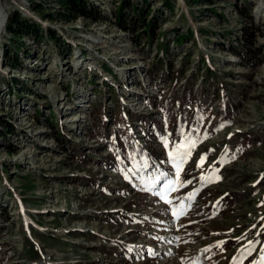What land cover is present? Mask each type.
<instances>
[{"label":"rangeland","instance_id":"374dc122","mask_svg":"<svg viewBox=\"0 0 264 264\" xmlns=\"http://www.w3.org/2000/svg\"><path fill=\"white\" fill-rule=\"evenodd\" d=\"M88 1L92 17L63 19L56 0H0V264H257L264 0H126L120 16L123 0ZM14 11L53 37L8 32ZM189 136L177 178L161 162ZM155 174L179 180L171 196L176 210L188 201L185 217L152 199Z\"/></svg>","mask_w":264,"mask_h":264},{"label":"trees","instance_id":"16d2710c","mask_svg":"<svg viewBox=\"0 0 264 264\" xmlns=\"http://www.w3.org/2000/svg\"><path fill=\"white\" fill-rule=\"evenodd\" d=\"M56 1L59 4V8H60L59 14H58V16L60 18L62 17L63 19H69V18L75 17L77 15L83 16V17H92L93 16L91 13V9H92L93 5H91V3H89L88 0H56ZM126 4H128V1L123 0L122 4L118 7L117 13L119 16L122 15V9L124 8V6H126ZM166 5L168 6L169 9L172 8L171 3L167 0H166ZM35 8L37 9L38 7H35ZM6 30L8 32L16 35V36L27 35V36L32 37L35 40L43 39L45 33H49V35L52 36V31L50 28L44 29L41 23L31 21L30 19L21 16L17 11H14L11 15L8 16L7 23H6ZM183 37H184V35H182V34L176 35L175 41L181 42ZM234 50L241 57L247 58L250 61H252L251 60V55H252L251 51L249 49H247L246 47H244V46L235 47ZM165 53H166V47L163 43H161V46L159 48V52L156 56V64H159V67H161V69L164 72L165 71L168 72L169 66H168V61L166 62V59H165ZM209 72H211V69L209 70ZM213 75H215L214 72L210 74V77H208V79H209L208 82L211 84L214 83L212 81V79L216 78ZM207 76H208V74H207ZM154 90L158 91L159 85L154 86ZM230 91H231V89L225 83L222 99L219 100L220 101V107L223 108V112L228 111V105L230 104ZM163 102L164 103H162V106H165L166 103H168V99H164ZM176 107L177 106L175 105L174 109H177ZM195 114H197V113H195ZM133 115L136 116V114H133ZM138 118L141 119L144 124L149 123V118L146 115H139ZM117 122L120 124L119 127H121V129H122L121 124L124 122L122 115H120ZM122 131L125 132L126 130L123 128ZM101 133L103 135V133H106V132L102 131ZM116 142H117V145L119 146L118 147L119 155L122 157L123 155H125V150L123 149L122 143H120L118 141H116Z\"/></svg>","mask_w":264,"mask_h":264},{"label":"snow or ice","instance_id":"6c2138e0","mask_svg":"<svg viewBox=\"0 0 264 264\" xmlns=\"http://www.w3.org/2000/svg\"><path fill=\"white\" fill-rule=\"evenodd\" d=\"M183 133V129H181V134ZM205 138H207L205 136ZM163 139V143L165 147H168V141L167 138L164 137ZM196 146V141L191 139L190 136L189 137H185L184 138V142L181 144H178L175 146V148L173 149V151L168 153L169 159L172 160L173 165L175 167V173L177 178L180 176V173L182 171V166L183 164L186 162L187 158L190 156L191 154V149L194 148ZM205 157L201 158V161L198 163V167L200 165L203 164ZM161 175H164L163 173ZM203 179H210V178H206V177H202ZM188 183H191V181H188ZM177 186H182L179 183V180H170L168 181V183H166L164 185V188L166 190L171 189L172 191H175ZM161 198H164V195L161 194ZM192 195L190 194L188 199H191ZM170 203V201H167ZM173 215L174 216H182L184 215V206L183 204L180 205L179 210H174L173 211ZM223 243V242H221ZM257 264H264V257L261 258V260L259 262H257Z\"/></svg>","mask_w":264,"mask_h":264},{"label":"bare ground","instance_id":"6f19581e","mask_svg":"<svg viewBox=\"0 0 264 264\" xmlns=\"http://www.w3.org/2000/svg\"><path fill=\"white\" fill-rule=\"evenodd\" d=\"M5 22V19H4V15H3V11L1 10V7H0V28L3 30L4 28V23Z\"/></svg>","mask_w":264,"mask_h":264}]
</instances>
